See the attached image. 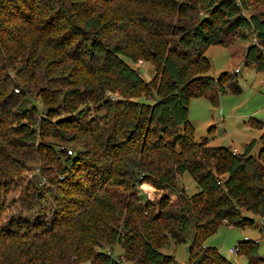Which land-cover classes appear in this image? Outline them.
<instances>
[{
  "label": "trees",
  "instance_id": "obj_1",
  "mask_svg": "<svg viewBox=\"0 0 264 264\" xmlns=\"http://www.w3.org/2000/svg\"><path fill=\"white\" fill-rule=\"evenodd\" d=\"M91 1L74 6L69 0H0V74L5 77L3 70L13 69L26 53L50 55L56 72L45 76L53 88L44 87L40 94L55 102L47 106V117L24 100L20 103L21 94L9 98L0 111V264H121L123 258L133 264H177L161 249L168 241L186 243L190 236V264H233L204 241L223 222L253 226L248 213L264 214V133L257 154H252L255 140L243 153L210 146L208 137L196 141L189 105L192 97L205 96L218 106L229 90L242 92L236 72L208 74L206 51L212 45L231 46L246 31L264 46V18L251 12L250 0H132L122 14L104 21L96 18ZM200 3L206 5L203 15ZM139 57L155 65L160 76L146 82L129 62ZM245 64L264 71L258 46L247 48ZM84 75L96 82H119L129 99L107 100L108 88L70 89L72 81L87 83ZM141 94L156 97L132 98ZM84 96L107 116L98 119L88 108L78 109ZM56 108L65 110V116L57 117ZM16 115L23 120L12 127ZM252 123L263 127L260 120ZM69 129L81 133L84 147L57 149L55 161L67 165L63 182L81 198L60 199L50 176L48 186L30 181L17 202L29 214L52 201L55 213L2 224L7 194L19 185L14 178L44 151L40 139H71ZM128 166L143 172L144 181L156 188L178 191V200L163 195L151 205L135 196L129 202L118 199L106 186L128 185L135 173ZM187 171L200 188L194 194L177 187L178 177ZM115 242L124 250L119 258L112 248L105 250ZM239 246L238 254H245L248 264H264L259 242L239 241Z\"/></svg>",
  "mask_w": 264,
  "mask_h": 264
},
{
  "label": "rangeland",
  "instance_id": "obj_2",
  "mask_svg": "<svg viewBox=\"0 0 264 264\" xmlns=\"http://www.w3.org/2000/svg\"><path fill=\"white\" fill-rule=\"evenodd\" d=\"M78 1L86 0H69L74 6L78 5ZM166 2L165 0H163ZM183 1V0H177ZM195 2L196 0H192ZM132 0H120L118 3L110 0H92L93 12L96 18L101 20H108L111 17H115L118 14H122L126 5H130ZM250 10L261 15L264 18V0H250ZM200 15L204 14L206 5L201 4L198 6ZM165 11H169L166 8ZM249 16L250 12H244ZM245 37H240L231 46L212 45L206 51V56L211 62V69L209 75L218 76L220 73L229 71L236 72V79L239 85L242 87L241 93H233L229 90L226 94L220 98V104L218 106L213 105L212 102L205 96L192 97L189 105V121L194 128V138L196 141H200L203 137H208L210 146H226L232 150L235 148L238 153H243L245 147L251 141L255 140V146L252 150V154H257L260 151L261 144L259 139L264 133V71H258L254 64H245V55L247 48L252 44L258 46L260 52L264 56V46L259 44V40L256 34L246 31ZM110 42H116L111 35H105ZM134 50V49H132ZM50 56V55H49ZM44 53H39L35 56L32 54H24L21 58L15 61L13 69H6L5 77L0 74V111H4L6 101L12 96L21 94V101L31 107L32 110L35 107L38 109V114H43L47 117V106L55 104L54 101H46L45 98L40 97L44 87L53 88L50 86V82L45 76H52L54 73V65L51 63L50 58ZM60 61V59H57ZM134 68L140 73L141 77L149 82L152 79L160 76V71L151 62L146 61L143 57H139L137 61H129ZM71 80V77H66ZM87 83H71L70 89L77 88L80 91L87 92L88 88H108L106 90L105 98L107 100H119L129 99L130 93H123L124 88L119 82L113 84L106 83L105 80H99L92 75H84ZM96 82V83H95ZM87 88V89H86ZM153 97L145 96L143 94L132 97L137 101H152ZM45 99V100H44ZM84 103L78 106V109L88 108L87 112L92 114V117H98L102 119L107 116L105 110H99V104L95 101L86 100L84 96ZM61 107V106H60ZM57 117L65 116V110L59 111L56 108ZM40 116V115H39ZM22 116L16 115L13 117L10 125L14 127L16 121H21ZM253 120H260L263 122V127H256L252 123ZM63 128L66 126L61 125ZM61 130L62 128L59 127ZM59 131V130H58ZM61 132V131H59ZM68 135L73 138L58 139L54 136H46L40 139V144L44 148L34 161L27 162V168L22 171L21 177H15L17 184L13 186L11 191L6 197V209L3 215L2 224L10 222L13 218L26 217L29 220L35 218L44 219L51 217L54 210V203L50 201L44 204L41 208L35 209L31 213L22 207L17 202L20 196V191L27 185V182L40 181L42 185L48 186V176L54 178V194L63 201L70 199H80L81 195L74 193V187L68 183L63 182L67 176L63 173L66 168V164L63 160L59 159L56 162V156L54 151L57 149L72 148L74 151L84 147V144L80 141L81 133L74 131L73 129L67 130ZM14 136H18L17 130L12 131ZM53 151V152H52ZM70 154V153H69ZM46 165L49 171H43V166ZM132 166H128L130 168ZM134 169L135 173L130 178L128 185L119 183H110L106 187L108 190L119 198L126 202L134 201L135 196L141 204H157L163 195L170 196L173 202L178 200V191L170 193L163 189H158L148 181H144V174L137 168ZM134 172V171H132ZM56 178V179H55ZM127 177H120V179L126 180ZM119 180V179H118ZM51 187V185H49ZM178 190L185 188L189 194H194L200 190L197 181L190 172H185L178 177ZM46 198H49L48 193ZM54 201V200H53ZM48 206H51L50 208ZM54 206V207H53ZM48 207V208H47ZM45 209V210H44ZM54 210V211H53ZM51 211H53L51 213ZM248 216L255 220L253 226L246 227H234L226 222L221 223L218 230L205 239L204 245L213 246L227 258L233 264H248V260L243 253L232 254L230 249L239 241H257L259 242V255L264 257V227L260 224V216L248 213ZM192 235V232L191 234ZM191 242V236L186 243H176L174 241H168L166 245L161 249L163 253L173 255L177 264H190L189 258V245ZM107 247V246H106ZM115 258H119L124 255L122 246L118 243H112L105 250H111ZM121 264H133L125 260H120ZM83 264H90L85 262Z\"/></svg>",
  "mask_w": 264,
  "mask_h": 264
},
{
  "label": "built area",
  "instance_id": "obj_3",
  "mask_svg": "<svg viewBox=\"0 0 264 264\" xmlns=\"http://www.w3.org/2000/svg\"><path fill=\"white\" fill-rule=\"evenodd\" d=\"M233 152L234 153H237V150L236 149H234L233 150ZM68 153H72L71 151H68ZM260 224H261V226L262 227H264V214L263 215H260ZM255 242H257V241H255ZM240 250V246H239V244H237L236 246H234V247H232L231 249H230V251H231V253L232 254H235V253H238V251Z\"/></svg>",
  "mask_w": 264,
  "mask_h": 264
},
{
  "label": "crops",
  "instance_id": "obj_4",
  "mask_svg": "<svg viewBox=\"0 0 264 264\" xmlns=\"http://www.w3.org/2000/svg\"><path fill=\"white\" fill-rule=\"evenodd\" d=\"M245 55V54H244ZM219 76V75H218ZM215 77H217V76H215ZM223 97V96H222ZM256 140V139H255ZM236 149V148H235ZM237 150V149H236ZM237 153H238V150H237Z\"/></svg>",
  "mask_w": 264,
  "mask_h": 264
}]
</instances>
